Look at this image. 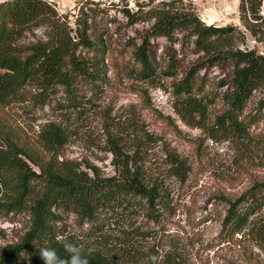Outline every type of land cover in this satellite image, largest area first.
<instances>
[{
    "label": "rangeland",
    "instance_id": "374dc122",
    "mask_svg": "<svg viewBox=\"0 0 264 264\" xmlns=\"http://www.w3.org/2000/svg\"><path fill=\"white\" fill-rule=\"evenodd\" d=\"M48 1L68 16L73 29L76 22L81 30L85 24L88 39L101 47L102 55L82 45L75 52L100 68V79L74 90L76 105L63 89L35 105L29 97L36 90L26 87L25 98L0 107V128L31 152L34 161L25 160L34 171L51 156L43 150V132L56 128L65 140L59 161L91 177L137 171L143 185L158 194L151 206L136 198L97 213L94 221L60 213L58 240L78 245L82 254L99 255L106 264H152L151 256L156 264H264V204L238 233H227L223 225L232 203L264 185V79L239 118L245 134L217 129L216 117L228 109L235 89L233 62H217L211 59L215 52L197 48L190 28L167 36L155 30L158 12L193 11L207 26L235 27L227 48L251 51L264 66V0L259 19L246 3L242 12L240 0H128L113 10L87 4L78 10L79 0ZM44 31L33 29L21 46L43 40ZM143 45L155 65L150 79L137 75L135 53ZM170 65L173 73L165 74ZM194 67L203 85L193 95L207 104L202 126L183 119L174 88ZM193 116V122L200 120ZM175 160L183 165L180 176ZM31 230L28 210L0 211V248L23 245Z\"/></svg>",
    "mask_w": 264,
    "mask_h": 264
},
{
    "label": "trees",
    "instance_id": "16d2710c",
    "mask_svg": "<svg viewBox=\"0 0 264 264\" xmlns=\"http://www.w3.org/2000/svg\"><path fill=\"white\" fill-rule=\"evenodd\" d=\"M245 3L253 17L259 19L257 13L262 0H240L242 12ZM158 14L157 33L167 36L173 29L190 28L196 37L197 48L206 53L215 52L211 59L217 62H233L235 89L227 100L228 109L216 117L214 125L217 129L244 135V121L239 118L252 92L264 79L261 57L251 51L234 53L227 48L236 29L233 26H207L193 11L178 14L162 10ZM75 25L73 29L68 16L61 14L55 3L48 0L0 2V107L25 98L28 95L24 92L26 87L35 88L36 93L29 97L35 105L45 104L58 89H63L72 100L70 104L76 105L74 90L100 79V68L80 60L75 52L82 45L102 55L101 47L88 39L85 24L82 30L78 22ZM37 28H44L45 38L21 46L20 41L26 34ZM135 60L140 66L138 77L150 79L154 76L155 65L146 45L137 50ZM172 68L170 65L165 74H172ZM196 69L191 68L174 88L183 119L188 125L202 126L200 121H204L207 104L193 95L203 85L197 82ZM194 114L200 115V120L193 122ZM64 144V136L58 129L43 132V150L51 156L37 172L25 160L34 161L31 152L20 147L8 131L0 128V211L26 209L32 218V230L23 245L0 248V264H43L39 249L45 247L55 249L64 257L66 241L58 240L55 228L61 220L60 213L73 212L82 219L94 221L97 213L114 209L122 203L129 204L136 198L145 200L148 206L158 199L153 188L143 185L137 171L91 177L68 161H59L58 150ZM174 163L175 175L180 176L182 162L175 160ZM263 204L264 185H256L230 205L223 221L224 231L229 234L241 231L248 217ZM82 255L88 258L89 264H106L99 255Z\"/></svg>",
    "mask_w": 264,
    "mask_h": 264
},
{
    "label": "clouds",
    "instance_id": "9594fccd",
    "mask_svg": "<svg viewBox=\"0 0 264 264\" xmlns=\"http://www.w3.org/2000/svg\"><path fill=\"white\" fill-rule=\"evenodd\" d=\"M64 251L66 255L61 257L55 249L45 247L39 249V256L43 264H89L88 258L82 255V249L78 245L66 242ZM150 260L152 264H156L157 257L151 256Z\"/></svg>",
    "mask_w": 264,
    "mask_h": 264
},
{
    "label": "built area",
    "instance_id": "2783aa9c",
    "mask_svg": "<svg viewBox=\"0 0 264 264\" xmlns=\"http://www.w3.org/2000/svg\"><path fill=\"white\" fill-rule=\"evenodd\" d=\"M127 1L128 0H79L77 8L79 10L82 5L87 4L101 9L113 10Z\"/></svg>",
    "mask_w": 264,
    "mask_h": 264
},
{
    "label": "crops",
    "instance_id": "0c3cea01",
    "mask_svg": "<svg viewBox=\"0 0 264 264\" xmlns=\"http://www.w3.org/2000/svg\"><path fill=\"white\" fill-rule=\"evenodd\" d=\"M59 5H61V4L59 3ZM62 7H64V6L62 5Z\"/></svg>",
    "mask_w": 264,
    "mask_h": 264
}]
</instances>
